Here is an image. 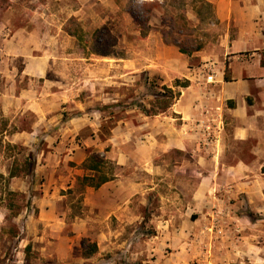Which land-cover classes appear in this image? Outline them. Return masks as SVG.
Wrapping results in <instances>:
<instances>
[{
	"label": "rangeland",
	"instance_id": "374dc122",
	"mask_svg": "<svg viewBox=\"0 0 264 264\" xmlns=\"http://www.w3.org/2000/svg\"><path fill=\"white\" fill-rule=\"evenodd\" d=\"M259 32L264 0H0V264H264V155L216 87Z\"/></svg>",
	"mask_w": 264,
	"mask_h": 264
},
{
	"label": "crops",
	"instance_id": "0c3cea01",
	"mask_svg": "<svg viewBox=\"0 0 264 264\" xmlns=\"http://www.w3.org/2000/svg\"><path fill=\"white\" fill-rule=\"evenodd\" d=\"M222 10L221 6L220 14ZM255 33L252 31L249 35ZM259 33L264 38V34ZM247 49L235 47L231 50L229 80L221 76L216 87L218 92L222 90L220 99L231 104L225 111L232 121L233 138L241 142H256L259 161L264 155V45Z\"/></svg>",
	"mask_w": 264,
	"mask_h": 264
},
{
	"label": "trees",
	"instance_id": "16d2710c",
	"mask_svg": "<svg viewBox=\"0 0 264 264\" xmlns=\"http://www.w3.org/2000/svg\"><path fill=\"white\" fill-rule=\"evenodd\" d=\"M95 54L102 55V56H109L111 53L104 48V50H95ZM190 82L188 80H177L174 88L163 86L160 91L154 94L155 96V103L152 107L153 109L146 110V114L150 116H156L159 114H164L172 109V107L177 103V101L181 97V90L184 88H188ZM106 164V160L100 158L99 156H90L87 158L85 162V166L87 170L93 172L95 175L91 177L83 178L82 182L84 184L87 183V186L93 187L95 189L101 187L102 185L112 181L114 176H109L108 173L102 170V166ZM34 168V161L29 157L26 158L23 162L19 159H15L14 165L10 171V179L19 177L22 173L23 174H30V172ZM96 181V182H95ZM98 251V247L96 243H87L83 244V254L85 257H90ZM27 254V261H30L31 255V246H28L26 249Z\"/></svg>",
	"mask_w": 264,
	"mask_h": 264
}]
</instances>
